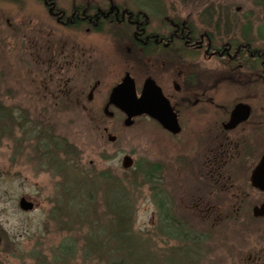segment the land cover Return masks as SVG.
<instances>
[{"label": "flooded vegetation", "instance_id": "flooded-vegetation-1", "mask_svg": "<svg viewBox=\"0 0 264 264\" xmlns=\"http://www.w3.org/2000/svg\"><path fill=\"white\" fill-rule=\"evenodd\" d=\"M35 1L50 18L40 24L49 107L39 108L68 110L83 100H98L104 114L117 110L126 127L136 119L153 124L169 141L172 156H157L142 167L131 158L130 166L121 163L123 169L155 170L156 189L162 187L167 163L195 175L207 199L213 197L199 220L233 225L242 232V243L256 251L249 252L253 264H264V25L256 22L259 11L186 0L196 11L184 19L175 7L156 0L69 8L58 0ZM70 67L74 92L63 77ZM117 67V79L107 81ZM134 100L146 110L135 113ZM127 118L129 125L123 123ZM102 130L115 140L108 126Z\"/></svg>", "mask_w": 264, "mask_h": 264}, {"label": "rangeland", "instance_id": "rangeland-1", "mask_svg": "<svg viewBox=\"0 0 264 264\" xmlns=\"http://www.w3.org/2000/svg\"><path fill=\"white\" fill-rule=\"evenodd\" d=\"M58 1L69 8L72 4L85 6L105 0ZM158 1L169 8L175 7L184 19L194 16L196 11L186 1ZM251 1L211 0L216 6L225 4L232 10L241 7V12L256 8L259 11L256 22L264 25V10L254 7ZM22 3L19 7L0 0V94L6 104L22 111L24 118L30 120V128L31 124L40 122L41 113L44 117L40 119L50 124L53 132L50 136L60 141L66 156L47 149L53 155L49 157L42 150L44 146L38 144L43 140L42 134L38 137L35 131H26V127L25 132L18 129L1 141L0 264H98L91 256L84 257L87 250L84 242L88 235L100 238L99 227L110 218L105 206L108 200L114 203L117 196L127 207L131 230L145 238L152 250L164 255L163 251L169 248L182 247L184 243L156 233L159 214L153 199L156 183L145 182L142 170L121 166L125 154L141 167L155 162L160 155L170 159L173 149L169 141L149 122L136 119L132 126L122 125L121 114L113 108H109L111 116L104 114L98 100H83L68 110L40 109V105L46 104V84L50 81L42 50L44 27L40 24L50 22V18L37 1ZM119 70L112 68L107 81L117 79ZM63 77L68 81L69 92H74L72 67ZM102 126H108L109 132L116 135L115 140L107 139ZM167 165L162 172V187L157 186L158 189L167 193L168 204L189 231L206 234L209 229L206 238L199 242L201 250L194 258L196 263L253 264L251 255L256 251L249 250L250 243L249 246L242 243V232L237 233L233 225L199 220L204 207L213 204V197L207 199L199 184L196 185L195 175ZM20 197L31 201L33 207L21 209L17 201ZM68 236L74 237L77 256L58 262V247ZM194 259L188 257L185 263L192 264ZM158 260V264H166L161 263L160 257Z\"/></svg>", "mask_w": 264, "mask_h": 264}, {"label": "trees", "instance_id": "trees-1", "mask_svg": "<svg viewBox=\"0 0 264 264\" xmlns=\"http://www.w3.org/2000/svg\"><path fill=\"white\" fill-rule=\"evenodd\" d=\"M177 1L185 2L186 0ZM193 1V5H199L201 2H204V0ZM208 1L210 5H214V2H211V0ZM251 2L254 5L261 6V8L264 7V0H252ZM11 95L12 93L9 94V96ZM20 112L22 111H17L12 105L6 104L0 94V143L4 138L10 137L18 129H22L25 132L24 128L26 127V131H35L38 137L42 134L41 139L43 140L37 143L44 146L42 150H46L45 153L49 157L51 156L53 158V155L47 149L58 150L60 154H63V157L66 156L64 148L60 146V141H55L50 136L53 133L50 124L43 123L44 119H40L44 117L41 113L38 115L40 122L31 124L32 127L30 128V120L24 118V114ZM47 145L52 148H48ZM35 147H37V144ZM150 170V172L146 170L143 172L144 181L156 183V171ZM166 194L159 189H156V193L153 192V199L156 201V207L159 210V214H157L158 224L155 226L156 231H158L156 233L157 235L159 233V235L164 236L166 239L184 243L182 247L175 250L169 248V250L163 251L166 252L164 255H161L155 249L152 250L148 246L149 243L145 238L143 239L139 235L137 236L131 230V221L126 211L127 207L124 206V202L116 195L117 197L114 198V203L108 200V204L105 206L110 212V218L106 220L107 222L104 225L97 226L100 228L98 230V233L101 232L100 238H93L92 235L86 237L84 244L85 248L87 250L89 249V251L85 249V252H89L90 254L84 252V257L89 255L98 264H158L159 257L161 263L189 264V262L185 263V260L188 257L192 259L196 257L201 248L199 242L209 233V229L206 234L202 232L196 234L195 232L189 231L187 225L183 224V221L176 216L172 207L168 204ZM92 230L93 227L89 231V234ZM102 233H104L103 236ZM156 233L153 236L156 237ZM73 240L74 237L68 236L60 243L57 250L60 253H56L59 258L58 262L65 258L70 259L77 256V252L73 249ZM194 260H191L192 264H197L196 259Z\"/></svg>", "mask_w": 264, "mask_h": 264}, {"label": "water", "instance_id": "water-1", "mask_svg": "<svg viewBox=\"0 0 264 264\" xmlns=\"http://www.w3.org/2000/svg\"><path fill=\"white\" fill-rule=\"evenodd\" d=\"M130 97H132L131 94H130ZM134 102L136 103L135 107H134L135 113L142 112L143 110H146L143 108V106L141 107V104L139 101L134 100ZM135 113H132V114H135ZM123 123L125 125H129L131 123V121L127 118L124 120ZM108 138H109V140L114 139L113 137H111V135H109ZM131 163H132V160L128 155L123 156V159H122V166L123 167H128L131 165ZM18 203H19V206L21 207V209H24V210L31 209L33 207L32 202L26 200L24 197H20Z\"/></svg>", "mask_w": 264, "mask_h": 264}]
</instances>
